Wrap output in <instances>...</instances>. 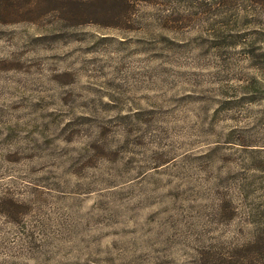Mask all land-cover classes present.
I'll return each mask as SVG.
<instances>
[{"label": "rangeland", "instance_id": "rangeland-1", "mask_svg": "<svg viewBox=\"0 0 264 264\" xmlns=\"http://www.w3.org/2000/svg\"><path fill=\"white\" fill-rule=\"evenodd\" d=\"M263 145L264 0H0V264H264Z\"/></svg>", "mask_w": 264, "mask_h": 264}, {"label": "trees", "instance_id": "trees-1", "mask_svg": "<svg viewBox=\"0 0 264 264\" xmlns=\"http://www.w3.org/2000/svg\"><path fill=\"white\" fill-rule=\"evenodd\" d=\"M264 146V145H263ZM262 154L260 160H256L253 165L254 170L260 171V173H264V147L257 149ZM256 180H252L245 185L242 186L241 193L243 197L246 198V209L244 212V216L246 217V221L255 225L256 233V240L252 243V251L254 250L255 243L264 246V202L260 201L257 202L256 194L258 193L259 189L256 188L255 184ZM244 192V193H243ZM245 195V196H244ZM242 197V198H243ZM256 244V246H258ZM251 245L244 246L242 248L237 249L236 257L239 258L232 261L235 264H250V258L246 259V252H249V248ZM232 263V264H233Z\"/></svg>", "mask_w": 264, "mask_h": 264}]
</instances>
